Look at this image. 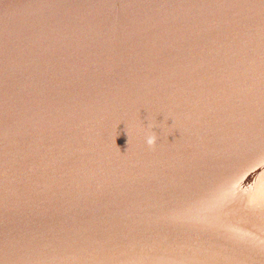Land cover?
I'll return each mask as SVG.
<instances>
[{
  "label": "water",
  "instance_id": "obj_1",
  "mask_svg": "<svg viewBox=\"0 0 264 264\" xmlns=\"http://www.w3.org/2000/svg\"><path fill=\"white\" fill-rule=\"evenodd\" d=\"M236 175L235 238L144 222ZM251 201H264V0H0V257L119 243L142 250L135 264H197L201 249L264 264Z\"/></svg>",
  "mask_w": 264,
  "mask_h": 264
},
{
  "label": "snow or ice",
  "instance_id": "obj_2",
  "mask_svg": "<svg viewBox=\"0 0 264 264\" xmlns=\"http://www.w3.org/2000/svg\"><path fill=\"white\" fill-rule=\"evenodd\" d=\"M240 176H230L215 189L193 197L176 194L162 199L145 217L144 222L158 228H184L196 233H214L221 237L235 238L239 229L224 217L229 194L238 189ZM250 208L264 219V201H251ZM133 246L119 243L105 244L103 249L69 245L63 254L47 258L13 259L5 245L0 264H135L143 258L142 250L131 252ZM197 264H222L226 255L198 250L188 255Z\"/></svg>",
  "mask_w": 264,
  "mask_h": 264
},
{
  "label": "clouds",
  "instance_id": "obj_3",
  "mask_svg": "<svg viewBox=\"0 0 264 264\" xmlns=\"http://www.w3.org/2000/svg\"><path fill=\"white\" fill-rule=\"evenodd\" d=\"M150 127H153V125H150ZM157 142V135L156 133L152 132L151 134H149L146 138V143L148 146L152 147L156 144Z\"/></svg>",
  "mask_w": 264,
  "mask_h": 264
}]
</instances>
